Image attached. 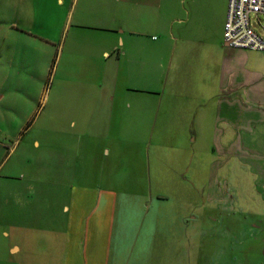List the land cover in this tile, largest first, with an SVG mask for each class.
I'll use <instances>...</instances> for the list:
<instances>
[{
	"label": "crops",
	"instance_id": "0c3cea01",
	"mask_svg": "<svg viewBox=\"0 0 264 264\" xmlns=\"http://www.w3.org/2000/svg\"><path fill=\"white\" fill-rule=\"evenodd\" d=\"M3 1L7 23L0 29V117L30 119L20 126L26 129L48 103L51 116H68L58 113L56 105L61 101L52 97L58 81L57 85L87 87L85 101L92 107H107L117 118L126 110L146 119L156 117L159 131L186 135L188 142L192 136L194 142L197 135L209 132L214 135V155L257 148L256 161L242 154L241 162L257 175L260 236L256 243L243 239L253 227L249 222L236 228V233L241 238V264H264V53L224 45L228 0ZM263 20L264 16L256 19L259 24ZM58 68L60 78L51 79L46 100V80H40L39 73L43 70L52 76ZM131 113L132 123L135 116ZM8 133L0 124L6 180L18 172L16 164L9 166L14 148L7 147ZM91 133L102 131L97 128ZM34 145L38 147V141ZM88 175L85 172L83 179ZM64 178L68 176L53 174L55 185L45 195L50 206L60 207L66 217L58 224L14 222L0 209L5 238L14 228L49 234L34 243L12 242L7 246L9 256L30 253L34 244L35 251L46 252L57 264L154 261L149 249L139 244L138 233L132 237L127 229L131 225L126 211L130 203L123 201L126 196L98 185L62 184ZM219 195L212 193L209 199L214 201ZM197 217L189 214L184 222L187 237L181 240L184 249L175 264L218 262V258H204L200 249L194 257L190 254L202 247L195 233L191 237L190 222ZM145 246L152 247V241ZM235 256L232 251L225 264H234Z\"/></svg>",
	"mask_w": 264,
	"mask_h": 264
},
{
	"label": "rangeland",
	"instance_id": "374dc122",
	"mask_svg": "<svg viewBox=\"0 0 264 264\" xmlns=\"http://www.w3.org/2000/svg\"><path fill=\"white\" fill-rule=\"evenodd\" d=\"M3 3L0 0V29L7 23L3 18ZM12 16L11 8V19ZM252 27L264 34V20L259 24L252 17ZM59 68L52 76L43 70L39 73L40 80H46V100L50 97L51 79L60 78ZM1 77L0 68V80ZM33 77L37 80L38 75ZM57 83L52 97L61 102L56 110L68 116H51L47 102V107L31 119L26 129L20 126L24 120L28 124L30 119L0 117V124L9 131L7 147L14 148L9 166H18L17 175H10L14 179L6 180L8 166L2 169L5 157L0 158V209L6 217L45 227L52 221L56 224L64 221L66 217L60 207L50 206L45 196L55 185L51 176L59 174L68 176L62 184L98 185L126 196L123 201L130 203L126 211L131 225L127 229L133 232L132 237L134 232L138 233L139 244L153 255L154 261L148 264L176 263L175 259L183 253L184 246L180 243L187 237L184 222L189 214L198 216L197 221L190 222V231L191 237L195 233L196 242L201 241L202 245L190 252L191 256L200 249L204 258L212 261L218 258L214 264H225L226 257L234 251L238 259L234 264H241V238L236 228L249 222L253 227L249 237L245 234L243 239L256 243L260 236L257 175L241 162L242 154L256 161L260 153L257 148L214 155L211 148L214 135L209 132L197 135L194 142L192 136L188 142L186 135L159 131L161 126L156 117L146 119L139 117L138 112L126 110L117 118L107 107L95 108L85 101L87 87ZM130 113L135 116L132 123ZM97 128L102 133H91ZM34 141H38V147ZM85 172L88 179L82 177ZM212 193H219L221 198L209 199ZM140 202L151 205V209ZM1 218L0 213V222ZM2 232L0 227V264H57L46 252L35 251L34 244L30 253L12 257L7 252L12 242L34 243L36 238H46L48 233L14 228L9 229V238H5ZM149 240L150 248L145 246Z\"/></svg>",
	"mask_w": 264,
	"mask_h": 264
},
{
	"label": "built area",
	"instance_id": "2783aa9c",
	"mask_svg": "<svg viewBox=\"0 0 264 264\" xmlns=\"http://www.w3.org/2000/svg\"><path fill=\"white\" fill-rule=\"evenodd\" d=\"M264 16V0H228L223 43L229 48L264 52V35L252 27V17Z\"/></svg>",
	"mask_w": 264,
	"mask_h": 264
}]
</instances>
